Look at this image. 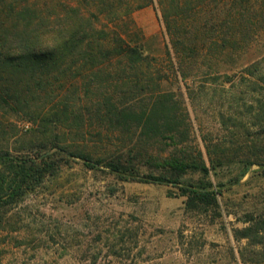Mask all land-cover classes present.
<instances>
[{
  "label": "rangeland",
  "instance_id": "374dc122",
  "mask_svg": "<svg viewBox=\"0 0 264 264\" xmlns=\"http://www.w3.org/2000/svg\"><path fill=\"white\" fill-rule=\"evenodd\" d=\"M38 1L0 0V18L17 17L26 2L34 5ZM132 21L131 32L134 36L139 33L141 41L134 39L156 60L151 61L152 67L161 64L168 70L160 89L158 82H147L149 93L144 98L150 99L157 90L173 93V113L183 120L180 149L197 148L209 168L210 158L226 161L216 163L207 175L191 172L182 180L198 190L215 191L216 205L202 207L197 202L189 209L179 185L124 181L105 163L90 168L73 158L6 209L4 227L0 228V264H264L259 80L242 78L243 68L264 55V31L255 32L246 22L241 27V55L228 57L218 73L215 68L220 59H203L190 67V77L183 82L176 80L165 55V35L154 9L136 11ZM103 63L87 65L79 74L78 65L68 68L66 75L56 74L53 102L63 99L82 113L84 120L77 125L84 127L83 136L58 134L62 129L58 124L53 135L57 139H44L38 123L0 108V152L34 157L56 151V145L68 146L93 160L106 156L121 157L122 161L133 158L136 163L141 160L142 174L158 175V167L146 163L143 151L169 155L173 147L168 140L140 141L131 126L102 118L106 100L119 102L116 87L122 85L124 94L127 87L123 83L131 80L113 73L117 62ZM109 66L111 72L103 75L105 79L93 81L92 85L100 87L87 92L82 75L93 68L109 70ZM251 216L259 219V233L252 228L250 238H240L238 233L251 225ZM258 240L259 244H254Z\"/></svg>",
  "mask_w": 264,
  "mask_h": 264
},
{
  "label": "trees",
  "instance_id": "16d2710c",
  "mask_svg": "<svg viewBox=\"0 0 264 264\" xmlns=\"http://www.w3.org/2000/svg\"><path fill=\"white\" fill-rule=\"evenodd\" d=\"M147 7L156 12L165 35V55L176 80L180 78L183 82L190 77V67L203 59H220L215 68L218 73L228 57L241 55V27L246 22L255 32L264 31V0H39L34 5L26 2L17 17L0 18V108L38 123L39 135L44 139H57L53 135L58 124L62 128L58 134L83 136L84 127L77 125L84 120L82 113L63 99L53 102L56 74L66 75L68 68L75 65L79 74L87 65L117 62L113 73L131 80L123 83L126 94H122V85L116 87L119 102L106 100L107 109L102 118L115 125L131 126L139 133L140 141L168 140L173 147L169 155L155 156L146 148L143 151V159L158 167V175L142 174L141 160L122 161L116 156L93 160L89 154L74 152L68 146L56 145V151L34 157H14L9 152H0L1 229L7 208L17 205L45 178L52 176L55 169L73 158L90 168L105 163L112 174L124 181L179 185L189 209H194L197 202L202 207L216 205L215 191L198 190L191 183L184 185L182 180L191 172L207 175L216 163L226 164V161L210 158L209 168L197 148L180 149L183 120L173 113L176 107L173 93L157 90L150 99L144 98L149 93L147 82H158L160 89L163 75L168 72L161 64L152 67L151 61L156 60L147 56L142 42L138 43L139 33L134 36L130 29L133 14ZM93 69L82 75L83 88L89 93L101 85H92L94 80L101 81L104 74L111 72L110 66L109 70ZM242 71L243 79L259 80V129L264 137V55ZM222 73L228 75L227 71ZM131 82V86L127 85ZM2 126L0 119V129ZM248 221L251 225L239 231L240 238H250L252 228L259 233V219L251 216ZM254 244H259V240Z\"/></svg>",
  "mask_w": 264,
  "mask_h": 264
}]
</instances>
